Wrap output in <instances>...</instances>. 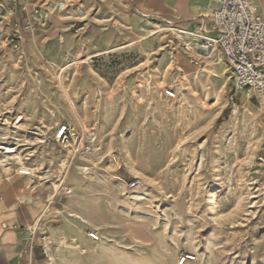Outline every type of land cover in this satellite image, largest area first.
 Returning a JSON list of instances; mask_svg holds the SVG:
<instances>
[{"label": "rangeland", "instance_id": "374dc122", "mask_svg": "<svg viewBox=\"0 0 264 264\" xmlns=\"http://www.w3.org/2000/svg\"><path fill=\"white\" fill-rule=\"evenodd\" d=\"M178 26L129 0H0V145L35 171L18 199L39 218L76 200L100 261L264 264V105Z\"/></svg>", "mask_w": 264, "mask_h": 264}, {"label": "crops", "instance_id": "0c3cea01", "mask_svg": "<svg viewBox=\"0 0 264 264\" xmlns=\"http://www.w3.org/2000/svg\"><path fill=\"white\" fill-rule=\"evenodd\" d=\"M129 1L142 14L162 15L178 23L180 29L193 31L200 27L208 36H216L212 13L218 8V3L214 0H182L181 8L175 5L176 0H168L163 10L153 6L140 7V0ZM248 1L257 15L264 16V0ZM262 118L264 120V115ZM14 175L0 174V264H127L123 261L115 263L96 259L95 242L87 236L88 229L94 225L89 218L81 223L74 216V212L83 213L76 200H67L65 204L69 202L72 205L63 208L61 215L56 212L59 210L56 206H49L50 209L39 218L41 211L38 203L24 206L18 199L22 189L35 193L32 188L33 178L20 175L13 179ZM38 218L40 221L36 226L34 223ZM42 245L47 249L49 261L43 255ZM79 246L87 251L80 252ZM152 264L160 263L156 258L152 259Z\"/></svg>", "mask_w": 264, "mask_h": 264}, {"label": "built area", "instance_id": "2783aa9c", "mask_svg": "<svg viewBox=\"0 0 264 264\" xmlns=\"http://www.w3.org/2000/svg\"><path fill=\"white\" fill-rule=\"evenodd\" d=\"M218 8L212 13L213 27L216 36L207 41L209 46L221 49L225 60L236 79L237 89H250L256 98L264 105V16L255 13L248 0H214ZM26 9V5H23ZM69 131L66 124L60 126L55 137L65 143ZM69 144L66 143V146ZM21 175L28 176V170H20ZM66 194L71 190L67 189ZM88 237L97 240V234L89 232ZM43 255L47 249L41 246ZM192 257L185 255L180 263Z\"/></svg>", "mask_w": 264, "mask_h": 264}, {"label": "bare ground", "instance_id": "6f19581e", "mask_svg": "<svg viewBox=\"0 0 264 264\" xmlns=\"http://www.w3.org/2000/svg\"><path fill=\"white\" fill-rule=\"evenodd\" d=\"M51 15V14H50ZM205 39L207 41H209L211 39V37H205ZM206 55H210L211 54V51L210 50H206L205 52ZM212 60H216V56L213 55L212 56ZM0 153H3V157L0 159V162L1 163H4V164H10L9 163V160H16L17 162H19L20 164H24L21 160V157H20V154L18 152V146H15V145H11V146H4V145H0ZM19 171L20 170H28L29 171V175H34L35 174V171L31 168H27L23 165V167L21 168H18ZM19 173V172H18ZM20 174V173H19ZM21 175V174H20ZM28 175V176H29Z\"/></svg>", "mask_w": 264, "mask_h": 264}]
</instances>
